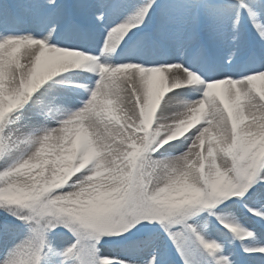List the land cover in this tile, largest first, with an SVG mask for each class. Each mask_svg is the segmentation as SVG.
<instances>
[{"label": "snow or ice", "instance_id": "obj_1", "mask_svg": "<svg viewBox=\"0 0 264 264\" xmlns=\"http://www.w3.org/2000/svg\"><path fill=\"white\" fill-rule=\"evenodd\" d=\"M0 264H264V0H0Z\"/></svg>", "mask_w": 264, "mask_h": 264}]
</instances>
